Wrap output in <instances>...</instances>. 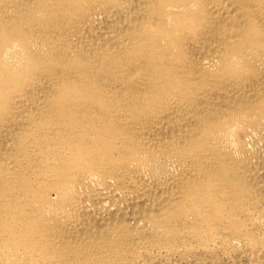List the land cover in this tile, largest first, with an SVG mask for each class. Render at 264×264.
I'll list each match as a JSON object with an SVG mask.
<instances>
[{
	"label": "bare ground",
	"instance_id": "1",
	"mask_svg": "<svg viewBox=\"0 0 264 264\" xmlns=\"http://www.w3.org/2000/svg\"><path fill=\"white\" fill-rule=\"evenodd\" d=\"M0 264H264V0H0Z\"/></svg>",
	"mask_w": 264,
	"mask_h": 264
}]
</instances>
